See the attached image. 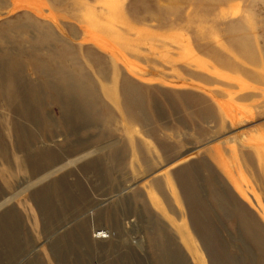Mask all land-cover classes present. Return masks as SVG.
Segmentation results:
<instances>
[{
	"label": "rangeland",
	"instance_id": "obj_1",
	"mask_svg": "<svg viewBox=\"0 0 264 264\" xmlns=\"http://www.w3.org/2000/svg\"><path fill=\"white\" fill-rule=\"evenodd\" d=\"M113 1L0 0V264H260L264 0Z\"/></svg>",
	"mask_w": 264,
	"mask_h": 264
},
{
	"label": "bare ground",
	"instance_id": "obj_2",
	"mask_svg": "<svg viewBox=\"0 0 264 264\" xmlns=\"http://www.w3.org/2000/svg\"><path fill=\"white\" fill-rule=\"evenodd\" d=\"M115 1V0H114ZM113 1V2H114ZM108 3V2H107ZM109 8V7H108ZM179 39V38H178ZM187 40V39H186ZM185 41V40H184ZM177 43L180 44V41L177 40L176 41ZM182 46V51H181V54L179 55L181 59H184L185 61L186 60H189L191 62H196V64L198 66H200L202 62L198 61L197 60V57L196 55L193 53V50L191 49L189 43H182L181 44ZM247 51V50H246ZM249 54V53H248ZM3 58H0V63L2 65H5L3 64V61L2 60ZM6 63V62H5ZM104 73V72H103ZM104 75V74H103ZM99 76H102L99 74ZM105 76V75H104ZM103 76V77H104ZM3 80V75H2V69H0V81ZM126 84V83H125ZM129 84V83H128ZM73 85V84H71ZM77 85V84H76ZM75 85V86H76ZM79 87L81 86L80 84H78ZM77 85V86H78ZM127 85V84H126ZM77 89V87H76ZM81 89V87H80ZM137 88H136V85H129L126 87V92H127V96L129 98V101L132 105H134V110H135V113H138V118L140 121H142L144 124L146 123V117H145V112H144V108L142 107V105H139L140 103H143L142 102V98L141 96H139V94L137 93ZM57 92V93H56ZM56 92H54V94L56 93V95L58 96V89H56ZM60 98V97H59ZM58 98V100H60ZM55 100V99H54ZM80 100V99H79ZM57 101V100H55ZM61 103V100L59 101ZM41 102H38L37 104H40ZM131 105V106H132ZM158 108V107H157ZM130 111H132V108H130ZM61 112L65 115L66 118H72V117H76L79 119V121H83L85 120L86 118H84V107H83V102H80L78 103L76 100H69L66 102V104L64 106L61 107ZM30 117V114L28 115ZM135 116V115H134ZM136 118V117H135ZM133 119V118H132ZM203 120V119H202ZM82 148V146H81ZM84 148V147H83ZM46 150V149H45ZM56 155V154H55ZM55 155H53V150L52 149H49L47 150V153H44V157L45 159L50 162V163H55L56 160H61L60 158H55ZM4 156V157H3ZM3 159H5L6 161L9 160V156L6 154V155H3ZM55 158V159H54ZM64 164V163H63ZM50 171V170H49ZM52 171V170H51ZM217 194V193H216ZM218 198V197H217ZM228 200V199H227ZM239 212V211H238ZM249 220H247L248 222ZM262 231V230H261ZM106 230L103 229L101 231H99V233H96V237H101L102 235L105 236L106 234ZM250 236L253 237V239L256 240L257 242V245L259 246V248L261 249V259H260V264H264V238H261L259 235L257 234H254L250 231ZM102 239V238H100ZM107 239V238H106ZM7 241V240H6ZM211 250V249H210ZM230 259V258H229ZM180 261V259H179Z\"/></svg>",
	"mask_w": 264,
	"mask_h": 264
},
{
	"label": "built area",
	"instance_id": "obj_3",
	"mask_svg": "<svg viewBox=\"0 0 264 264\" xmlns=\"http://www.w3.org/2000/svg\"><path fill=\"white\" fill-rule=\"evenodd\" d=\"M100 231V230H99ZM99 231H97V233H99ZM107 231V230H106ZM110 236V234H109V232L107 231L106 232V234H105V236H101V237H97V238H102V239H104V238H108Z\"/></svg>",
	"mask_w": 264,
	"mask_h": 264
}]
</instances>
